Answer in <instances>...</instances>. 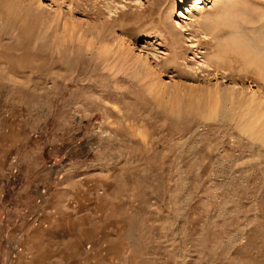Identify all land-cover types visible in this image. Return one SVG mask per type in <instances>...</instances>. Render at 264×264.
I'll return each instance as SVG.
<instances>
[{
    "label": "rangeland",
    "instance_id": "374dc122",
    "mask_svg": "<svg viewBox=\"0 0 264 264\" xmlns=\"http://www.w3.org/2000/svg\"><path fill=\"white\" fill-rule=\"evenodd\" d=\"M196 2L0 0V264H264L250 17Z\"/></svg>",
    "mask_w": 264,
    "mask_h": 264
},
{
    "label": "bare ground",
    "instance_id": "6f19581e",
    "mask_svg": "<svg viewBox=\"0 0 264 264\" xmlns=\"http://www.w3.org/2000/svg\"><path fill=\"white\" fill-rule=\"evenodd\" d=\"M228 2H230V4L232 3L234 6H236V13H239V12H242V13H244L247 17L249 16L250 17V19H248V21H246L247 20V18L245 19V21H246V24H247V22L248 23H252L251 25H253L252 26V30H248L247 28V30H246V32L245 31H243L244 29H245V27H243L244 29H240L241 28V26H242V24H243V22L245 23V21H243L242 19H243V16H242V21H240V19H239V21H240V23H242V24H239V21L237 22L239 25H234V24H232L233 23V21H231V18H233V17H230V21L232 22V23H230V24H232V25H234V26H236V28H234V26H233V30L231 29L232 28V25L230 26L231 28V30H230V32L228 33L227 31V33L228 34H226V36H228L227 37V41H228V43L230 44V48L229 49H231V50H233L232 52H234V53H236V52H239V53H237V54H241L243 57H245V58H247L246 60H250V62H252V58L251 57H253V58H255V60H257V61H255V60H253V61H255V63L254 64H257V67H258V74L259 75H262V77L264 76V20H262V19H264V18H262V17H264V14H262V13H260L259 14V18L261 17L260 15H263L262 17H261V19H260V21H262L263 23H261L260 21H259V18L257 19L258 21H257V23H258V25H256V20H255V18H254V15H252L253 13H254V10H252L253 9V7L251 8V6L253 5H256L255 4V2L258 4V5H262V6H264V0H227ZM196 3H199V5H201L202 4V2H201V0H197V2ZM217 3V2H216ZM242 3L244 4L245 3V5H243L242 6ZM250 3V4H249ZM254 3V4H253ZM188 7V6H187ZM203 6L201 5V6H198V9H197V11H198V13L200 14L201 13V8H202ZM256 7H259V6H257L256 5ZM261 7V6H260ZM185 8V7H184ZM203 9V8H202ZM255 9V8H254ZM259 9V11H260V8H258ZM263 8L261 7V10H262ZM190 10V8L188 7V8H185V9H182V11H181V13L180 14H182V15H184L185 16V12H187V11H189ZM238 10V11H237ZM253 11V12H252ZM256 11V10H255ZM234 12V11H233ZM257 12V11H256ZM255 12V13H256ZM209 14L211 13V12H208ZM259 13V12H258ZM264 13V12H263ZM198 14V15H199ZM203 14V13H202ZM234 14V13H233ZM243 14V15H244ZM257 14V13H256ZM255 14V15H256ZM211 15V14H210ZM235 15H238V16H240L239 14H235ZM195 16V15H194ZM232 16V15H231ZM252 16H253V19L251 20V18H252ZM212 17V16H211ZM207 18H209V16L207 17ZM204 19V18H203ZM212 19V18H211ZM235 19V18H234ZM237 19V18H236ZM202 20V19H201ZM233 20V19H232ZM251 20V21H250ZM222 21H225L226 22V19L225 20H222ZM250 21V22H249ZM206 21H204V23H205ZM229 19H227V22H226V24H221L222 22L220 21V23H219V25L221 26V25H228V26H226L227 27V30L229 29ZM235 22V23H236ZM209 23H210V21H209ZM213 23V22H212ZM200 24V23H199ZM216 25L217 26H219L218 24H217V21H216ZM245 24H243V26H244ZM250 25V24H249ZM248 25V27H250ZM202 26H204V25H202ZM201 26V27H202ZM219 26V27H220ZM224 26V27H225ZM237 26H240V28L239 27H237ZM225 27V28H226ZM247 27V26H246ZM225 28H222V29H225ZM214 30H215V28H213ZM250 29V28H249ZM207 30V29H206ZM217 31V30H216ZM220 31H222V30H220ZM220 31H217V33L218 32H220ZM224 31V30H223ZM250 32V31H252V32H254L255 34H254V36H251V38H249V36H250V33H248L247 34V32ZM209 32V31H208ZM225 32V33H226ZM222 33V32H221ZM224 33V32H223ZM224 33V34H225ZM206 34V33H205ZM213 34V33H212ZM247 34V35H246ZM217 35V34H216ZM249 35V36H248ZM218 36H219V34H218ZM223 36V35H222ZM252 37H253V39H252ZM224 39V38H223ZM226 44L225 45H227L228 43L227 42H225ZM227 47V46H226ZM228 48V47H227ZM236 51V52H235ZM243 57H241V58H243ZM248 58H251V59H248ZM244 60V59H243ZM245 61V60H244ZM256 67V66H255ZM256 67V68H257ZM253 98L254 97H251V101H253ZM208 115L209 116H212L210 113H208ZM213 115H216V114H214V112H213ZM212 117H214V116H212Z\"/></svg>",
    "mask_w": 264,
    "mask_h": 264
}]
</instances>
